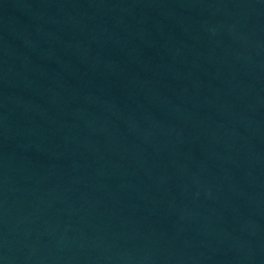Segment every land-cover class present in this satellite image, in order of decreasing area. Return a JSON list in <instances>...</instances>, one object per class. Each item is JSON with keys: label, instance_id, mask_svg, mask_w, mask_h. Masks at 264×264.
<instances>
[{"label": "water", "instance_id": "obj_1", "mask_svg": "<svg viewBox=\"0 0 264 264\" xmlns=\"http://www.w3.org/2000/svg\"><path fill=\"white\" fill-rule=\"evenodd\" d=\"M0 264H14L0 224Z\"/></svg>", "mask_w": 264, "mask_h": 264}]
</instances>
